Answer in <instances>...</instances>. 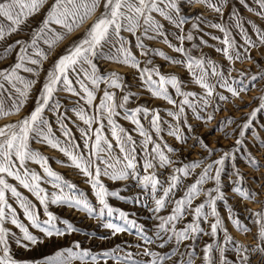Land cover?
<instances>
[{
	"label": "snow or ice",
	"instance_id": "1",
	"mask_svg": "<svg viewBox=\"0 0 264 264\" xmlns=\"http://www.w3.org/2000/svg\"><path fill=\"white\" fill-rule=\"evenodd\" d=\"M43 2L44 0H0V17L11 22L7 27V34L10 35L19 31L20 25L38 11ZM185 2L191 4L193 0H185ZM197 2L206 3L217 13L223 14V3L212 4L209 3V0H197ZM257 3L261 9L257 15L264 18V0H257ZM101 8L100 15L86 29L83 37L66 48L65 53L59 56L52 67L47 70L42 88L35 99V106L30 113L15 122L0 127V264H73V261L77 259L81 261V264H85L89 259L91 264H98L100 259H104L105 264H107L108 259L116 261L117 264H164V261L171 260L168 253H158L147 247L144 248L143 253L124 252L119 244L111 249L104 250L102 253L93 254L90 249H82L79 241H75L72 247L57 249L54 254L45 256L42 260L14 258L10 247L12 241L18 247L27 250L38 245L43 239L58 238L78 231L69 221L61 220L60 217L50 211V205H64L85 213L88 218L99 221L102 228L111 230L112 236L124 232L131 234L134 229L135 235L143 244L156 243L159 248H164L173 240L176 246L184 240H195L196 236L202 231L200 221L207 222L208 217L212 216L215 220L210 225L211 236L215 238L218 229H222L225 244H227L232 238L229 236L227 229L223 228L216 202L225 200V193L222 191L221 173L224 170L225 161L229 157L233 161V168L237 177L235 180L230 179V183L233 185L232 192L242 198H255L254 192L240 186L243 177L240 170L235 166V153L240 151L244 145L246 132L251 127L257 113L264 110V96L260 97L259 107L248 114L247 120L237 125L239 138L235 139L232 150L230 152L224 151L218 159L211 160L218 149L209 147L202 136L196 133L198 125L189 123L186 108L191 109L192 118L195 120L211 121L215 112L220 110V104L229 99L225 92L230 93L234 99L240 98L242 100L240 92L246 91L248 86L244 84L243 79L231 78L232 68L225 70L211 60L206 61L204 57H193L191 50L184 48L183 42L185 40L192 41L194 36L192 31L185 35L183 26L187 21L181 15L179 0H55L42 25L34 32L31 43L21 40L15 42L21 45L17 55L18 62L11 69L0 71V92L6 90L5 83H7L18 94L14 97L10 106L0 102V117L18 114L27 103L30 93L37 83V80L25 79L19 76L17 72L18 69L23 68L24 71L38 76L41 70L40 67L31 68L26 67L24 64L25 61H28L33 65L42 67V60L47 58V54L39 49H36L35 54L40 59H33L28 55L27 49L29 47L36 48V37L45 36L44 42L49 46V49H52L67 34L74 31L85 19L93 16ZM152 13H158L178 30L179 34L176 39L180 42L179 46L172 45L168 41L162 30L163 25L153 17ZM231 18L237 20V26L239 27V17L235 15V10H233ZM53 25L60 26L61 31H57L52 27ZM210 26L224 33L222 43L225 47L223 49L217 48V52H222L229 62L247 58L245 53L238 50L235 41L230 38L228 30L222 24L216 23ZM141 27H143V34L142 37H137L136 42V47L140 49L141 55L146 56L149 51L143 42V37L149 39H155L157 36L163 37L164 42L173 48L175 52L180 53L184 60L172 61V58L167 57L164 52L152 51H156L158 55L171 62L184 63L193 78V82L202 89V93L184 91L182 88L183 82L174 74L169 76L161 74L159 66L140 68V61L132 53L128 46L130 42L122 35V32L126 31L135 36L137 29ZM192 29H198V25L193 24ZM254 29L259 44L264 45V30L255 25ZM150 33L155 35H149ZM5 34V27L0 25V39H3ZM45 34H50V37ZM213 39H219V37H213ZM244 41L245 51L255 46L247 34H244ZM106 48H108V52L105 51ZM112 49H115V52ZM102 62L122 63L137 69L141 81L153 97L162 98L168 104L177 108V110H168L167 112L168 116L175 121V123H169L168 135L174 137L182 145L191 139L192 144L189 145V148L199 146L207 153V156L184 163L181 167H175L174 174L168 177L167 186L165 187L164 181L159 179L156 172L157 166L165 168L178 162L171 160L163 149L166 148L167 153H178L180 149L169 146L167 143H164L162 147V144L154 140L150 131L146 130L141 124L138 118L139 114L143 113L147 117L151 112V131H154L157 138L162 141V122L158 110H152L143 105L129 109L127 104L134 95L132 93L123 95L121 102L116 103V94L108 89L119 88L123 90V78L114 71H103L100 67ZM150 63L152 61L149 59L146 65ZM208 66L211 67V77L207 71ZM154 75L158 79H153ZM243 75L241 72V76ZM211 78H215L214 83L210 82ZM259 78L264 79V72L260 73ZM230 80L231 82H229ZM256 80L257 76L251 77L252 83ZM101 84L104 85L103 95L99 98V103L94 105L93 102L97 98L96 94L100 90ZM18 85H22V87ZM76 85H79V90H77ZM167 85H171L177 96L183 97L178 106L176 100L169 93ZM219 89L225 91L222 92ZM59 91L78 96L80 100L84 101L88 109H93L91 113L82 106L72 109L78 119L87 126H78L77 128L83 140L82 149L75 141L71 129L64 122L67 118L66 115L59 112L61 108L60 100L54 99L55 94ZM9 95H12V93L10 92ZM117 108L123 110L124 119L131 121L136 126L134 131L142 137L139 148L133 136L116 122L114 117L120 115ZM209 108H211V112L208 111ZM46 110H51L56 115L57 124L64 137L63 141L55 136L51 123L44 117ZM105 119L110 126L111 135L116 141V147L119 148L122 156V158L121 156L115 158V164L111 163L113 145L103 135V121ZM93 123L99 125L94 130ZM232 123L236 122L231 118H226L224 121L218 122L217 130H222L226 124ZM184 129H186L187 135L184 134ZM224 135L227 136L229 133L225 132ZM33 141L58 149L68 158L71 165L87 178L86 183L91 187L95 204L90 202L83 192L77 194L76 185L51 168L48 158L39 150L31 147ZM257 142L264 146V140ZM150 144L152 147L149 150ZM102 153H106V155L102 156ZM141 159L143 160V175H141L139 166ZM205 161L210 162L205 163ZM29 162L39 164L44 175L42 176L36 170L29 168ZM56 162L62 163L59 160ZM245 162L253 167L260 166L256 158L247 151ZM101 164L104 165L103 168ZM197 168L202 169L198 177L186 188L182 197L173 200L172 197L175 191L181 187L180 175L187 177L193 174ZM101 176H105L114 182L131 180L135 182V186L141 191L132 197L121 196L119 190H110L101 180ZM7 177L17 181L19 185L36 197L39 205L43 207V215L46 219H41L36 205L23 196L16 186L9 183ZM209 181H213L215 186L204 189L203 186ZM42 183L51 185L53 190L49 192L42 187ZM9 191L18 202L20 209H22L28 225L32 229L38 230L39 234L30 231L29 226H26L18 218L16 209L6 199V193ZM161 191L162 194H159ZM202 192L205 199L193 208V201ZM109 197L120 200L131 199L134 203L144 207H148L146 202L151 201L153 206L149 210L153 213V218L159 221L155 225L153 235L147 233L144 225L139 224L135 219H130L128 212L110 205ZM170 202L173 204L171 212L168 215H158ZM206 209L208 210L206 211ZM189 213L193 217L192 221L186 224L184 228L177 229V223L182 221L184 216ZM251 215L255 217L254 223L259 225V231L255 237L257 243L254 246L236 243V260L232 264H253V254L259 257V264H264V209L251 213ZM113 217L120 222H113V219H111ZM58 220L66 227L63 229L58 227ZM229 220L237 230L249 231L241 225L239 218L231 216V209H229ZM7 221H10L16 229H19L22 235L17 236L15 232L7 228L5 226ZM205 235H208V233H205ZM140 246V244L136 245V247ZM175 251L176 248H173V254H175ZM202 251L203 264H229L223 248L219 249L218 261L212 256L213 244H206ZM119 253L124 254L120 255ZM134 255H143L151 259L141 261L133 258ZM193 256L194 251L189 254L186 261L181 259L174 262V264H193Z\"/></svg>",
	"mask_w": 264,
	"mask_h": 264
},
{
	"label": "rangeland",
	"instance_id": "2",
	"mask_svg": "<svg viewBox=\"0 0 264 264\" xmlns=\"http://www.w3.org/2000/svg\"><path fill=\"white\" fill-rule=\"evenodd\" d=\"M54 2L55 0H44L38 11L29 16L25 22L20 25V30L15 33H11L10 35L7 34V27L11 22L7 21L3 17H0V25L4 26L6 30L5 37L0 39V71L11 69L18 62L17 55L20 51L21 45H18L15 42L17 40H21L27 41L29 44L31 43L34 32L40 28L48 10ZM179 2L181 3V15L187 21V23H185L183 26L185 35L189 31H192L194 36L192 41L185 40L183 42L184 48L190 49L191 55L193 57H204L206 61L211 60L225 70L227 68H232L233 71L230 74L231 78L236 80L243 79L244 84L248 86L246 91L240 92V96L243 98L242 100L240 98L234 99L231 97L230 93L225 92L229 99L228 101L222 102L220 104V110L215 112L211 121L206 122L195 120L192 118L191 109L186 108V112L189 116V123L198 125L196 127V133L202 136L205 143L209 147L218 149L215 155L211 157V160H216L223 154L224 151L230 152L232 150V146L235 144V139L239 138V128L237 125L242 124L247 120L248 114L253 109L259 107L260 97L264 96V79L259 78L260 73L264 72V45L259 44L257 34L254 29L255 25L261 30H264V18H261L260 15H257V13L261 11L257 0H243V2L242 0H209V3L212 4L223 3L222 15L214 11L208 6V4L197 2V0H193L191 4L186 3L185 0H179ZM233 10H235V15L239 17V27L237 26V20L235 18H231ZM100 11H102V8L98 10L93 16L85 19L79 27L67 34L52 49H49V46L44 42L45 36L36 37V48L29 47L27 49L28 55L33 59H40V57L36 56L35 54L36 49H39L47 54V58L42 60V67L33 65L28 61L24 62L26 67H40L41 70L39 71L38 76L24 71L23 68L17 70L19 76L25 79L37 80V83L34 85L27 103L18 114L0 117V127L7 123L15 122L30 113V111L35 106V99L39 94V90L42 88L47 70L52 67L59 56L65 53L66 48H68L74 41L83 37L86 29H88L95 18L100 15ZM152 15L163 25L162 30L166 34L168 41L172 45L179 46L180 42L176 39L177 35L179 34L178 30L175 29L168 20L161 17L158 13H152ZM216 23L222 24L224 28L228 30V35L232 40L235 41L238 50L242 53H245L247 58L229 62L227 58L224 57L222 52L216 51L217 48L223 49L225 47V45L222 43L224 39V33L219 29L210 26ZM193 24L198 25V29H192ZM52 27L57 31H61L60 26L58 25H53ZM142 34L143 27L137 29L135 36L126 31L122 32V35L130 42L128 46L130 47L132 53L136 56L137 60L140 61V68L145 66L148 68L159 66V71L161 74L165 76L172 74L176 75L183 82L182 88L184 91L202 93V89L193 82V78L188 72L184 63L171 62L158 55L156 51H152H162L167 57L172 58V61L184 60V57L180 53L175 52L173 48L169 47V45L164 42L163 37L157 36L155 39L143 37V42L149 51L148 55H141L140 49L136 47V42L137 37H142ZM244 34H247L255 45L248 48L247 51H245ZM45 35L50 37V34ZM149 35L154 36L155 34L150 33ZM213 37H219V39H213ZM105 51L108 52V48H106ZM112 51L115 52V49H112ZM149 59L152 61V63L146 65V62ZM100 67L105 72L114 71L123 78V90L119 88L108 89L110 92H114L116 94V103L119 104L121 102L123 95L132 93L134 95H132L129 103L127 104L129 109L143 105L149 109L158 110L162 122V141L157 138L154 131H151V112L147 117H145L143 113L139 114L138 118L141 124L146 130L150 131V134L154 140H157L158 143L162 144V147L164 143H167L169 146L180 149L178 153H167V149H163L165 153L169 155L171 160L178 162L176 164L168 165L165 168H160L157 166L156 172L159 179L164 181L165 187L167 186L168 177L174 174L173 170L175 167H181L184 163H189L207 156V153L199 146L189 148V145L192 144L191 139H189L186 144L182 145L177 142L174 137L168 135V125L169 123H175V121L172 117L168 116L167 112L168 110H177V108L176 106L168 104L167 101L163 100L162 98L153 97L151 92L148 91L141 81L137 69L132 68L129 65L115 62H102ZM207 71L211 77L210 66L207 67ZM241 72L244 74L243 76H241ZM252 76H257V80L254 83L251 82ZM153 79H158V77L154 75ZM210 82L214 83L215 78H211ZM229 82H231V80ZM18 86L22 87V85ZM89 86L91 87V85ZM76 87L77 90H79V85H76ZM167 87L169 93L173 96V99L176 100L178 106L180 100L183 99V97L177 96L171 85H167ZM5 88V91L0 92V102L6 106H10L14 97L18 94L15 93V90L11 89L10 85L7 83H5ZM103 89L104 85L101 84L100 90L96 94L97 98L93 102L94 105L99 103V98L103 95ZM219 91L224 92L225 90L219 89ZM10 92L12 95H9ZM54 99L60 100L61 108L59 109V112L66 115L67 118L64 122L71 129L75 137V141L81 146L82 149L83 140L81 139L80 132L77 130V128L78 126H87L78 119L72 109L77 106H82L85 107L90 113L93 112V109H88L84 101L80 100L78 96L65 91H59L56 93ZM77 102H79V104H77ZM117 111L120 113V115L114 117L116 122L133 136V139L137 142L139 148V142L142 137H140L139 134L134 131L136 126L131 121L124 119L122 109L117 108ZM208 111L211 112V108H209ZM44 117L51 123L55 136L63 141L64 137L61 133L59 125L57 124L56 115L51 110H46ZM226 118H231L236 123L226 124L222 130H217L218 122L224 121ZM103 123V135L113 145L111 163L115 164V158L117 156H121V154L119 152V148L116 147L115 139L111 135V129L107 124V120L105 119ZM98 126V124L93 123V130ZM234 129L235 131H233ZM225 132L229 133V135L225 136ZM184 134L187 135L186 129H184ZM260 140H264V110H261L257 113V116L254 119L251 127L246 132L244 145L241 147L240 151L235 153V166L240 170V174L243 177L240 186L243 189L254 192L255 198H242L238 194L232 192L233 185L230 183V179L235 180L237 177L233 168V161L230 157L225 161L224 170L221 173V179L223 182L222 191L225 193V200H218L216 202V207L222 220L223 228L227 229L229 236L232 238V240L227 244H225V236L222 229H218L217 236L215 238L211 236L210 225L215 220V218L212 216L208 217L207 222H204L203 220L200 221V227L202 231L196 236L195 240H184L178 246L175 245V241L173 240L169 242L164 248H159L156 243L151 245L143 244V242L140 241L135 235L134 229L132 230L131 234L124 232L119 233L116 236H112L111 230L102 228L99 221L88 218L83 212L64 205H50V211L60 217L61 220L69 221L74 228L78 229V231H74L71 234H66L65 236L58 238L43 239L42 242L38 243V245L32 246L27 250L22 247H18L15 242L12 241L10 244L11 254L17 259L42 260L43 257L54 254L57 249L72 247L75 241H79L82 249H90L93 254L102 253L104 250L111 249L117 244L122 246L124 252H131L133 254L143 253L144 248L147 247L158 253H168L171 256V260L164 261V264H174V262L181 259L186 261L189 258V254L193 253L194 251L193 264H203L202 250L206 244L211 243L213 244V258L218 261L219 249L223 248L225 256L228 258L229 264H232V262L236 260V243L253 246L257 243L255 237L258 234L259 225L254 223L255 217H253L251 213L264 209V146H261L257 142ZM31 147L33 149L39 150L45 157L48 158L49 165L54 171L63 175L66 180L76 185L77 194L79 192H83L89 201L95 204V197L93 196L91 187L86 183L87 178L84 177L78 169L71 165V162L63 153H61L58 149H53L46 144H38L35 141L31 142ZM151 147L152 145L150 144L149 150ZM246 151L250 152L252 156L256 158V160L259 162V167H253L245 162ZM101 155L104 156L106 153H102ZM57 160L62 161V163H57ZM208 162L210 161H205V163ZM142 164L143 160L141 159L139 165L141 175L144 174ZM28 166L29 168L39 172L42 176L44 175L39 164L29 162ZM101 167L103 168L104 165L101 164ZM200 171H202V169L197 168L193 174L187 177L180 175L181 187L179 190L175 191L174 196L172 197L173 200L179 199L183 196L186 188L195 181ZM7 179L9 183L17 187L18 191L21 192L23 196L27 197L36 205L41 219H46V217L43 215V207L39 205V201L36 199V197L19 185V183L14 179L10 177H7ZM101 180L110 190H119L121 196L124 197H132L141 191V189L135 186V182L131 180L114 182L105 176H101ZM214 186V182L209 181L203 187L204 189H208ZM42 187L46 188L49 192L53 190L51 185L47 183H42ZM159 194H162V191ZM213 194L215 195V193ZM6 199L8 203L16 209L18 218L21 220V222L25 223L26 226H29L30 231H32L34 234H39L38 230L32 229L30 225H28L27 220L24 218L22 209H20L16 199L12 197L10 191L6 193ZM204 199L205 195L202 192L193 201L192 207L194 208L196 205L203 202ZM146 203L148 204V207L138 205L131 199L120 200L118 198L109 197L110 205L128 212L130 214V219H135L139 224L144 225L147 233L149 235H153L155 225L158 224L159 221L153 218V213L149 210L153 206L152 202L147 201ZM172 207L173 204L171 202L168 203L167 207L163 209L158 215H168L171 212ZM229 209H231V216L233 218H239L241 225L249 229V231L245 232L236 229L234 224L229 220ZM207 210L208 209H206V211ZM192 218L193 217L190 213L186 214L183 220L177 223V229L184 228L186 224L192 221ZM111 219H113V222H120L115 217ZM5 226L12 232H15L17 236L22 235L20 234L19 229H16L15 226L10 223V221H7ZM57 226L62 229L66 227L59 220L57 221ZM205 233H208V235H205ZM137 244H140L141 246L136 247ZM173 248H176L175 254L172 252ZM74 251H76V249H74ZM119 254L123 255L124 253ZM133 258L139 259L141 261H147L151 259L150 257L143 255H134ZM73 264H81V261L78 259L74 260ZM85 264H91L90 259L87 260ZM98 264H105V260L100 259ZM107 264H117V262L112 259H108ZM253 264H259V257L256 254H253Z\"/></svg>",
	"mask_w": 264,
	"mask_h": 264
}]
</instances>
